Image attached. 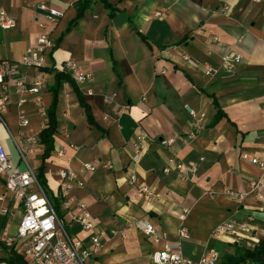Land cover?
Masks as SVG:
<instances>
[{
    "label": "crops",
    "instance_id": "crops-1",
    "mask_svg": "<svg viewBox=\"0 0 264 264\" xmlns=\"http://www.w3.org/2000/svg\"><path fill=\"white\" fill-rule=\"evenodd\" d=\"M78 1L0 0L16 21L15 28L0 30V61L20 65L26 48L43 33L55 46L75 18ZM109 3L115 9L112 16L99 2L85 11L48 53L45 71L19 66L15 79L23 77L31 87L38 78L43 87L37 95L25 93L21 107L15 84L9 87L10 103L1 112L7 129L0 122V140L13 164L20 163L15 143L22 146L24 136H38L44 128L40 111L51 106L55 72L63 62L74 61L92 76L91 82L76 87L94 125L87 121L74 85L63 83L57 95L54 151L45 161L44 175L47 195L56 199L60 170L72 171L83 182L70 194L75 202L68 209L61 204V211L69 234L92 251L87 264H154L156 252L178 241L183 212L189 231L182 241L184 258L196 262L215 241L214 230L226 222L244 223L249 230L216 242L253 248L264 238V170L243 156H264L263 6L253 0ZM38 5L63 15L42 30L36 21L43 14ZM227 54L241 59L225 71L220 62ZM206 67L214 73L207 75ZM217 109L223 116L213 123ZM20 111L28 120L25 128L19 126ZM139 134L146 139L140 143V161L133 164ZM173 135L172 145H161ZM40 152L28 156L34 169ZM201 156L204 162L191 181L179 180L176 171L163 173L171 159L190 163ZM84 165L95 171L84 170ZM129 174L135 175L136 185L128 184ZM258 181L261 187L254 190ZM140 186L153 195L145 196ZM228 191L243 198L230 197ZM0 196V210H6L0 213V264H7L3 260L11 250L22 257L4 244L16 233L22 208L6 193L3 178ZM79 201L91 214L88 233L72 221ZM143 223L157 229L159 243L145 237ZM93 237L99 240L97 248Z\"/></svg>",
    "mask_w": 264,
    "mask_h": 264
},
{
    "label": "built area",
    "instance_id": "built-area-1",
    "mask_svg": "<svg viewBox=\"0 0 264 264\" xmlns=\"http://www.w3.org/2000/svg\"><path fill=\"white\" fill-rule=\"evenodd\" d=\"M253 3L263 6L264 16V0H253ZM37 8L43 12L41 18L36 17L37 24L42 30L49 24H55L63 15L61 11L45 5H38ZM155 15H158V13ZM15 27V19L0 7V30L6 31ZM53 46L50 37L43 33L36 39L34 44L26 48L20 65L10 61H0V122L6 129L7 127L4 124L1 112L5 111L10 103L9 87L11 84H15V93L20 96L18 107L26 103V99L23 97L25 93L37 95L43 87L42 80L38 78L33 82L31 87H27L23 77L15 79V76L19 73V66L36 70L45 69L47 55ZM183 59L189 60L187 56H184ZM240 59L241 57L238 55L227 54L221 58L220 67L225 71L230 70L234 63L239 62ZM57 72L68 75L76 86H82L92 81V76L83 72L80 66L71 60L63 62L57 69ZM205 73L211 75L214 73V70L213 68L206 67ZM185 109L191 117H195L192 110L187 107ZM40 116L44 121L46 116L45 110L40 111ZM18 121L21 128H25L28 125V120L25 118L23 111L19 112ZM8 133L12 137L9 131ZM190 135L192 137V134ZM176 137V135H173L162 140L161 145H172ZM144 139H146L144 134L136 136L131 158L133 164H137L142 157L143 149L140 143ZM15 146L20 163L24 166L23 170L13 164L0 140V178L4 180L8 196L13 201L19 203L22 208V218L17 226L16 233L12 237L6 238L4 244L12 247L25 259L27 264H87L92 251L83 249L81 241L69 234L63 221L59 219L54 209V204L47 195V191L39 184L36 178V170L29 163L28 156L33 155L35 158L38 150H40L38 136H24V144L19 146L15 143ZM243 159L249 160L251 164L257 165L264 170V156L261 158H249L247 155H244ZM202 162H204V157L202 156L190 163L171 159L169 161L170 165L163 169V173L169 175L172 171H176L179 180L191 181L197 175L199 164ZM83 169L91 172L95 171V167L91 165H84ZM58 176L60 179V193L58 197L61 199L63 208L68 209L69 205L75 202L70 197L71 192L75 188H81L83 182L70 170H60ZM127 182L131 186L136 185L135 175L129 174ZM259 187H261L259 181L253 184L254 190ZM139 190L147 197L153 195L152 190L147 186H140ZM227 195L237 197L240 200L243 198L242 195H238L232 191H228ZM261 199L263 198L261 197ZM76 207L77 209L72 216V221L79 224L83 232H90L93 229V223L91 222V214L86 204L79 201ZM0 213L6 214V210L1 209ZM186 213L183 212L179 216L181 225L177 234L178 241L173 244H167L161 251L156 252L152 257L154 264H217L219 254L212 248L207 249L196 262L183 257L181 252L182 241L189 238V231L185 225ZM248 230V226L244 223L226 222L214 230L212 239L216 241L223 236ZM142 231L145 237L155 244L159 243L162 239L157 229L149 223L142 224ZM92 242L96 248L99 247V240L97 238L93 237Z\"/></svg>",
    "mask_w": 264,
    "mask_h": 264
},
{
    "label": "trees",
    "instance_id": "trees-1",
    "mask_svg": "<svg viewBox=\"0 0 264 264\" xmlns=\"http://www.w3.org/2000/svg\"><path fill=\"white\" fill-rule=\"evenodd\" d=\"M96 2L102 4L104 9L108 12L109 16L113 15L115 9L111 7L109 0H79L75 4V18L69 23L66 31L59 37V39L55 43L54 49H56V47L59 45L63 36H65L77 23V21L83 17L85 11L88 10ZM43 70L45 71V69ZM54 81V86L52 88V103L51 106L46 110V116L43 123L44 128L38 134L41 149V152L38 154V158H40V164L35 169L36 178L39 184L42 185L45 190L47 188V183L44 175V165L45 161L52 155L54 151V135L57 132V95L63 83L69 82L74 85V91L77 95L79 105L84 109L89 124L94 125L90 108L84 102L75 83L70 79V77L66 74L56 71L54 74ZM222 116V113L217 109V113L213 119V123L219 121ZM57 204L54 205V209L59 219L63 221V213L60 209L61 204L59 207ZM209 248L215 249L218 252L219 257L217 260V264H264V238L259 240L258 243L253 246V248L243 247L238 244H223L216 241H210ZM0 261H2V259H0ZM3 261H5L7 264H25L22 257L14 254L12 250L10 252V256Z\"/></svg>",
    "mask_w": 264,
    "mask_h": 264
},
{
    "label": "rangeland",
    "instance_id": "rangeland-1",
    "mask_svg": "<svg viewBox=\"0 0 264 264\" xmlns=\"http://www.w3.org/2000/svg\"><path fill=\"white\" fill-rule=\"evenodd\" d=\"M39 162H40V158H38V160H37V165H38ZM17 166H18L19 169H21V170L24 169V166H23L21 163H19ZM48 196H49L50 200L52 201V203H53L54 205L57 204V203H59V204H57V205H58V207L60 206L61 202H60L59 199L57 200L56 198H53L50 194H48ZM60 209H61V206H60ZM63 224H64V222H63ZM64 225H65V224H64ZM65 227H66V225H65Z\"/></svg>",
    "mask_w": 264,
    "mask_h": 264
}]
</instances>
